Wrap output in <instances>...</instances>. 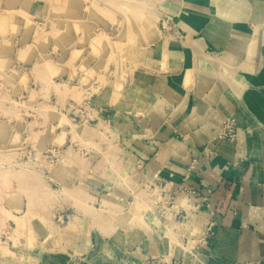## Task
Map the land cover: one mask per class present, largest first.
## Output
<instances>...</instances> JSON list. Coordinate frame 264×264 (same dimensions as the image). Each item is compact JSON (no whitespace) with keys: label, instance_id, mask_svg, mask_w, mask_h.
<instances>
[{"label":"crops","instance_id":"crops-1","mask_svg":"<svg viewBox=\"0 0 264 264\" xmlns=\"http://www.w3.org/2000/svg\"><path fill=\"white\" fill-rule=\"evenodd\" d=\"M176 1L179 37L97 90L96 149L48 167L59 212L0 264H264V0ZM159 43L168 59L146 63Z\"/></svg>","mask_w":264,"mask_h":264},{"label":"rangeland","instance_id":"rangeland-1","mask_svg":"<svg viewBox=\"0 0 264 264\" xmlns=\"http://www.w3.org/2000/svg\"><path fill=\"white\" fill-rule=\"evenodd\" d=\"M186 2L179 0L180 7ZM176 3L0 0V67L10 56L18 60L0 78V251L39 243L37 229L59 212V192L48 182V167L96 149L90 106L95 93L103 85H122L113 71L124 68L154 34L179 37L169 12ZM144 50L150 65L158 55L165 61L171 54L160 43ZM102 136L100 145L107 147Z\"/></svg>","mask_w":264,"mask_h":264},{"label":"built area","instance_id":"built-area-1","mask_svg":"<svg viewBox=\"0 0 264 264\" xmlns=\"http://www.w3.org/2000/svg\"><path fill=\"white\" fill-rule=\"evenodd\" d=\"M238 137V129L234 120H227L224 123L223 129L219 135V138L228 142H235Z\"/></svg>","mask_w":264,"mask_h":264},{"label":"bare ground","instance_id":"bare-ground-1","mask_svg":"<svg viewBox=\"0 0 264 264\" xmlns=\"http://www.w3.org/2000/svg\"><path fill=\"white\" fill-rule=\"evenodd\" d=\"M118 49H119V48H118ZM167 51L169 52L170 50H167ZM153 52H154V50H153ZM120 86H122V85L119 84V86H115V87H120Z\"/></svg>","mask_w":264,"mask_h":264}]
</instances>
